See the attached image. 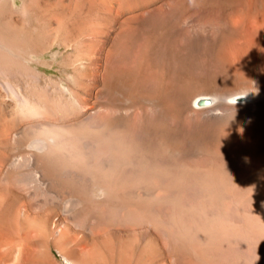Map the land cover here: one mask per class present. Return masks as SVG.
<instances>
[{"label": "bare ground", "instance_id": "6f19581e", "mask_svg": "<svg viewBox=\"0 0 264 264\" xmlns=\"http://www.w3.org/2000/svg\"><path fill=\"white\" fill-rule=\"evenodd\" d=\"M0 264H264V0H0Z\"/></svg>", "mask_w": 264, "mask_h": 264}, {"label": "water", "instance_id": "95a60500", "mask_svg": "<svg viewBox=\"0 0 264 264\" xmlns=\"http://www.w3.org/2000/svg\"><path fill=\"white\" fill-rule=\"evenodd\" d=\"M211 102V100L208 99H200L198 101V105H205V104H209Z\"/></svg>", "mask_w": 264, "mask_h": 264}]
</instances>
